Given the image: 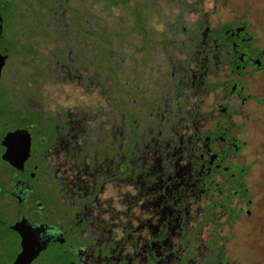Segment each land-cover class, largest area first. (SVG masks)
Listing matches in <instances>:
<instances>
[{"label":"flooded vegetation","instance_id":"af4514ba","mask_svg":"<svg viewBox=\"0 0 264 264\" xmlns=\"http://www.w3.org/2000/svg\"><path fill=\"white\" fill-rule=\"evenodd\" d=\"M178 1L0 0V264L264 260V14Z\"/></svg>","mask_w":264,"mask_h":264},{"label":"rangeland","instance_id":"374dc122","mask_svg":"<svg viewBox=\"0 0 264 264\" xmlns=\"http://www.w3.org/2000/svg\"><path fill=\"white\" fill-rule=\"evenodd\" d=\"M110 3V10L111 12H117L120 15H122L124 18L126 16H129V28H135L137 30V33L139 37H143V41L147 43H153L152 42V31L150 29V26L153 25L154 23L157 25V30L158 32H165L168 30V28L173 27L175 28V23L173 21V13L171 11V6L176 3L178 0H165V1H159V0H139V5L132 4L130 7L131 3H125V0H108ZM123 1V2H122ZM203 0H196L193 3H184L183 6L185 9H189L192 14H195L197 12H204L210 13L211 8H213V5L215 8H219L224 6V9L228 11H233L234 7L236 8V4H232L228 1L225 0V4H220L219 2L222 0H217L216 3L211 5L210 10L207 7V3L204 1L202 4ZM253 5L250 7L246 8L245 5V10L242 7L241 9L243 11H247L246 9H250L252 11H256V14L258 15H263L264 14V0H246ZM180 2V1H178ZM181 3V2H180ZM234 3V2H233ZM107 3L106 0H100V6L106 7ZM99 6V7H100ZM139 10V13L136 11ZM141 10V13H140ZM240 10V11H242ZM158 19V20H157ZM98 31L97 33H92L94 35V39H101L102 42H110L112 38H115L116 34L113 32L109 33V30H106V23H105V18L99 15L98 19ZM132 22V23H131ZM131 23V24H130ZM94 25V23H93ZM184 31L188 33L190 31L189 26L184 27ZM190 35V34H189ZM88 39V38H84ZM156 43H163L162 45L167 48L171 49V46L168 44V42H163L161 39L160 40H154ZM95 49L97 50V54L101 57L104 58L106 54V49L103 48L101 45V48L99 49L98 46H94ZM107 53L110 54V57L116 61H119V64L124 61V55H123V48L121 45H119L117 48H110L107 49ZM60 66H67L68 64L60 59L58 60ZM121 61V62H120ZM91 63V62H90ZM264 262L263 259L259 258L258 259V264Z\"/></svg>","mask_w":264,"mask_h":264}]
</instances>
